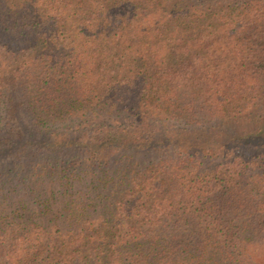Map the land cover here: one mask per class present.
Wrapping results in <instances>:
<instances>
[{
	"label": "trees",
	"instance_id": "trees-1",
	"mask_svg": "<svg viewBox=\"0 0 264 264\" xmlns=\"http://www.w3.org/2000/svg\"><path fill=\"white\" fill-rule=\"evenodd\" d=\"M263 116L264 0H0V264H264Z\"/></svg>",
	"mask_w": 264,
	"mask_h": 264
},
{
	"label": "rangeland",
	"instance_id": "rangeland-1",
	"mask_svg": "<svg viewBox=\"0 0 264 264\" xmlns=\"http://www.w3.org/2000/svg\"><path fill=\"white\" fill-rule=\"evenodd\" d=\"M263 119H264V116H263ZM242 122H245V123H247V121H243L242 120ZM255 122V124L254 125H259L260 124V122H261V120H259V121H254ZM248 125V124H247ZM238 127L240 128V129H243V130H247V127H246V125L243 123H241V122H239V125H238ZM229 133V134H231V133H236V127L235 126H231V127H227V129H226V133ZM242 147H240V149H241ZM242 150H247V149H242ZM236 152H238V150L236 151ZM258 153V152H257ZM250 154H254V152H250Z\"/></svg>",
	"mask_w": 264,
	"mask_h": 264
}]
</instances>
